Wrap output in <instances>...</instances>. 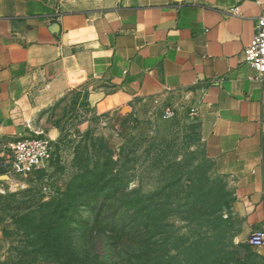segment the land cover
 Masks as SVG:
<instances>
[{
    "label": "crops",
    "instance_id": "crops-1",
    "mask_svg": "<svg viewBox=\"0 0 264 264\" xmlns=\"http://www.w3.org/2000/svg\"><path fill=\"white\" fill-rule=\"evenodd\" d=\"M263 11L264 0H0V140L57 142L43 112L74 89L90 114L194 107L243 247L264 229V74L244 60ZM251 252L264 264V248Z\"/></svg>",
    "mask_w": 264,
    "mask_h": 264
},
{
    "label": "rangeland",
    "instance_id": "rangeland-1",
    "mask_svg": "<svg viewBox=\"0 0 264 264\" xmlns=\"http://www.w3.org/2000/svg\"><path fill=\"white\" fill-rule=\"evenodd\" d=\"M43 114L61 134L53 161L41 171L8 170L10 147L0 140V175H6L0 179V264H9L16 253L12 246L19 244L2 231L11 225L8 194L34 188L51 196L84 164L91 165V138L101 162L106 154L116 160L120 183L105 204L96 201L75 212L79 264H262L254 253L238 250L241 224L230 211L232 184L213 169L210 148L188 106L175 107L170 118L157 104L90 114L85 95L74 89ZM85 121L87 128L81 125ZM126 198L139 199L142 211H126ZM116 229L123 232L120 241L112 234ZM248 236L241 241L248 244Z\"/></svg>",
    "mask_w": 264,
    "mask_h": 264
},
{
    "label": "trees",
    "instance_id": "trees-1",
    "mask_svg": "<svg viewBox=\"0 0 264 264\" xmlns=\"http://www.w3.org/2000/svg\"><path fill=\"white\" fill-rule=\"evenodd\" d=\"M85 134L88 135V132ZM51 144L54 149L57 142L51 141ZM90 146L94 157L91 165L84 164L62 188L56 187L48 198L34 188L8 194L11 225L4 224L2 231L7 237L17 238L19 242L12 246L16 253L9 259V264H79L81 258L76 250L72 230L75 212L82 205H90L96 201L105 204L120 183L118 169L114 166L116 160L106 154L101 162L99 146L93 138ZM52 161L53 154L48 162ZM18 193L23 195V199H16ZM122 205L131 214L137 215L142 211L137 198H126ZM225 209H228L227 205ZM146 223L143 224L145 232ZM112 234L116 241L123 237V232L119 229ZM241 245L246 253L251 252L250 245ZM196 253L197 256L202 255L200 250Z\"/></svg>",
    "mask_w": 264,
    "mask_h": 264
},
{
    "label": "built area",
    "instance_id": "built-area-1",
    "mask_svg": "<svg viewBox=\"0 0 264 264\" xmlns=\"http://www.w3.org/2000/svg\"><path fill=\"white\" fill-rule=\"evenodd\" d=\"M244 60L252 66L258 76L264 74V11L255 18L254 34L251 41L244 48ZM162 114L166 118L174 115V108L165 106ZM190 114L196 116L194 107ZM11 160L8 170L21 175L32 174L42 168L53 154L51 140L46 137L32 135L21 137L9 144ZM248 244L253 248H264V229H253L248 236Z\"/></svg>",
    "mask_w": 264,
    "mask_h": 264
},
{
    "label": "water",
    "instance_id": "water-1",
    "mask_svg": "<svg viewBox=\"0 0 264 264\" xmlns=\"http://www.w3.org/2000/svg\"><path fill=\"white\" fill-rule=\"evenodd\" d=\"M124 109H126V108H124ZM6 177V175L5 174H2V175H0V179L1 178H5ZM238 250L240 251V252H244L245 250H244V248L243 247H238Z\"/></svg>",
    "mask_w": 264,
    "mask_h": 264
}]
</instances>
